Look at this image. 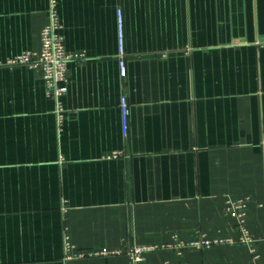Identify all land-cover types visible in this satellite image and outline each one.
<instances>
[{
	"label": "crops",
	"instance_id": "obj_1",
	"mask_svg": "<svg viewBox=\"0 0 264 264\" xmlns=\"http://www.w3.org/2000/svg\"><path fill=\"white\" fill-rule=\"evenodd\" d=\"M48 0H0V59L41 49ZM124 13L127 76L119 73ZM68 64L59 125L38 68L0 66V264H134L79 251L239 238L252 197L264 264V0H59ZM130 108L124 136L120 102ZM118 157H113L119 153ZM263 205V206H261ZM243 244L140 264H250Z\"/></svg>",
	"mask_w": 264,
	"mask_h": 264
},
{
	"label": "built area",
	"instance_id": "obj_2",
	"mask_svg": "<svg viewBox=\"0 0 264 264\" xmlns=\"http://www.w3.org/2000/svg\"><path fill=\"white\" fill-rule=\"evenodd\" d=\"M58 1L59 0H48V21L41 32V49L39 51H26L21 54H17L12 58L4 60L0 59V66L13 67L15 65H24L30 69H40L45 80V94L54 100L58 122L59 125H61L66 112L63 107L62 99L66 94L65 92L67 89L66 84L68 82V64L71 60L79 58L80 55L68 53L66 50L65 37L61 32L62 25L60 23ZM117 24V58H119V73L122 77H126L127 57L125 24L124 13L121 8H119L117 11ZM120 109L123 133L124 136H127L130 126V108L126 96L121 98ZM120 153L121 152L115 153L113 157H118ZM251 199L252 197L250 195H242L238 198L229 197L226 201V211L236 220L237 230L240 234L237 240L232 237H208L207 235H201L197 239L184 241L180 239L177 234H174L172 240L166 244L133 246L127 251L105 247V249L102 250H92L85 252L77 250L76 246H74L69 241V237L66 236L64 242V258L67 261H71V259H83L88 257L97 258L122 255V253H125L129 256L134 264H140L146 260V256L149 253L156 252V250L171 252L174 251L178 255H182L185 250L190 248L205 250L215 246L243 244L247 247L251 255L252 259L250 264H258L259 254L257 253V245L259 240L254 238L248 228V224H246L249 210L248 205L251 202Z\"/></svg>",
	"mask_w": 264,
	"mask_h": 264
}]
</instances>
